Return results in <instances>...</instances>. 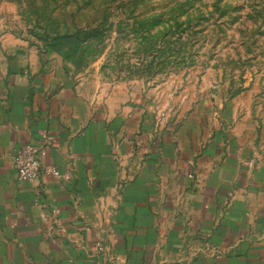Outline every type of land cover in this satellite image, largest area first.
Masks as SVG:
<instances>
[{"label":"crops","instance_id":"obj_1","mask_svg":"<svg viewBox=\"0 0 264 264\" xmlns=\"http://www.w3.org/2000/svg\"><path fill=\"white\" fill-rule=\"evenodd\" d=\"M263 113L241 93L156 119L0 44V264H264ZM27 144L58 177L18 179Z\"/></svg>","mask_w":264,"mask_h":264},{"label":"rangeland","instance_id":"obj_2","mask_svg":"<svg viewBox=\"0 0 264 264\" xmlns=\"http://www.w3.org/2000/svg\"><path fill=\"white\" fill-rule=\"evenodd\" d=\"M0 44L136 93L156 119L241 93L264 111V0H0Z\"/></svg>","mask_w":264,"mask_h":264},{"label":"built area","instance_id":"obj_3","mask_svg":"<svg viewBox=\"0 0 264 264\" xmlns=\"http://www.w3.org/2000/svg\"><path fill=\"white\" fill-rule=\"evenodd\" d=\"M44 149L43 146L27 144L20 147L15 152L13 156V165L20 181L32 183L41 173L51 174L55 177L59 176L55 168H46L42 165L41 159L44 155ZM246 164L247 166H252L253 161H249ZM65 178H69L68 175H65ZM94 247L103 258L111 254L108 253V249L101 243H95ZM114 260L115 261L110 262V264H126L124 261Z\"/></svg>","mask_w":264,"mask_h":264}]
</instances>
